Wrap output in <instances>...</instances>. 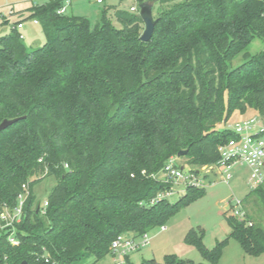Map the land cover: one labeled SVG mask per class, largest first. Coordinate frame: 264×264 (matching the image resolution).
<instances>
[{"label": "trees", "instance_id": "1", "mask_svg": "<svg viewBox=\"0 0 264 264\" xmlns=\"http://www.w3.org/2000/svg\"><path fill=\"white\" fill-rule=\"evenodd\" d=\"M155 4L146 42L137 12L104 10L91 26L58 14L61 0L28 8L44 35L41 47L29 50L15 29L0 36V123L20 118L0 130V209L14 207L22 186L29 187L16 225L20 244L1 235L0 264H45L44 252L56 264L97 261L117 235L162 226L204 189L189 185L174 204L168 198L151 204L171 188L151 175L181 150L196 174L235 137L219 124L235 111L264 114V49L245 51L254 38L264 42V0ZM51 176L56 182L38 198L34 187ZM252 195L264 208V182ZM224 213L230 231L213 248L194 230L187 233L185 241L204 259L197 264H218L230 237L248 255L264 253V228L246 212L242 220ZM165 262L193 264L175 256Z\"/></svg>", "mask_w": 264, "mask_h": 264}, {"label": "rangeland", "instance_id": "2", "mask_svg": "<svg viewBox=\"0 0 264 264\" xmlns=\"http://www.w3.org/2000/svg\"><path fill=\"white\" fill-rule=\"evenodd\" d=\"M46 0H0V36L7 34L12 24L19 18L25 17L22 24L26 22L27 28L32 27L28 33L25 30L19 31L23 34V43L29 50L41 47L44 43V35L40 25L32 26V18H28V8L33 4H42ZM145 0H71L66 7L64 14L86 18L91 26L99 20L104 10L108 14L112 13V8L129 10L134 6L139 11L140 4ZM158 6L153 7V16H156ZM23 13V16H20ZM142 28L144 25L142 24ZM143 31V30H142ZM264 49V42L259 38H254L247 46L249 54L254 55ZM242 62L241 54L232 61V67ZM256 116L264 122V114L248 109L244 114L235 111L226 124H219V129L227 128L230 123L241 120L243 117ZM233 124V123H232ZM176 162L186 168V159L177 156ZM206 165L198 170L197 179L204 189L203 195L192 201L190 204L179 208L162 225L152 227L147 231L148 242L145 246L130 254V264H140L144 259H154L159 264H166V256H175L177 259L190 261L193 264L204 262L201 253L195 246L185 241V237L190 230L202 239L203 245L207 249L213 248L217 242L228 237L230 228L225 218V208L227 203L233 200H242L241 209L248 214V219L255 225L264 228V208L255 195L248 196L251 189L247 184L249 171L245 166H236L232 169V177L225 183L220 180L216 172H206ZM43 175L37 176L40 178ZM206 176V177H205ZM35 178V177H34ZM35 178V179H36ZM56 182V178L51 176L42 178L34 187V192L38 198L44 197L47 190ZM184 187H179L168 198L169 203L174 204L183 195ZM45 200L43 198L42 202ZM232 214L231 211L227 215ZM79 264H113L112 258L106 254L97 261L90 258ZM218 264H264V253L253 256L246 254L240 244L233 238H228L222 250Z\"/></svg>", "mask_w": 264, "mask_h": 264}, {"label": "built area", "instance_id": "3", "mask_svg": "<svg viewBox=\"0 0 264 264\" xmlns=\"http://www.w3.org/2000/svg\"><path fill=\"white\" fill-rule=\"evenodd\" d=\"M55 1V0H46ZM62 5L57 9L58 14H64L66 7L70 5L71 0H61ZM102 3V0H96ZM37 4V3H33ZM129 10L136 12L134 6H130ZM35 24L38 23L33 19ZM23 27L22 22H17L12 26L18 32L19 38L24 39L23 34L19 30ZM235 137L228 140L224 145L218 148L219 160L212 164L206 165L205 170L214 171L219 175L221 181L228 183L232 177V169L236 166H245L248 171L247 184L253 190L264 182V122L256 116L244 117L228 126ZM196 174L190 168L179 165L175 157H170L165 165L155 174L151 176L158 181L171 185L169 190L158 193L151 199L150 203H154L163 198H169L179 187L187 186L202 187L197 179L199 170ZM29 196L28 184L22 186L21 192L17 195L16 204L12 208L2 206L0 209V236L5 235L6 241L11 246H18L20 239L16 234V225L21 223L24 213L25 204ZM47 206L46 199L38 205L37 211L41 214L45 213ZM231 211L238 219L245 218V211L241 209V200H233L227 203L225 211ZM250 225V222H248ZM162 229L164 227L161 226ZM148 242V234L143 233L140 236H134L131 233H121L117 235L109 246V255L113 264H130V254L139 248L145 246ZM45 264H56L52 262L49 255L44 252L41 255Z\"/></svg>", "mask_w": 264, "mask_h": 264}, {"label": "water", "instance_id": "4", "mask_svg": "<svg viewBox=\"0 0 264 264\" xmlns=\"http://www.w3.org/2000/svg\"><path fill=\"white\" fill-rule=\"evenodd\" d=\"M154 0H145L140 4L138 15L141 18L144 28L140 35V40L143 42L148 41L153 33L154 25L156 20L153 17ZM20 118L4 119L0 123V130L5 129L9 125L13 124ZM187 150H181L177 153L178 156H183ZM24 264H26L24 262Z\"/></svg>", "mask_w": 264, "mask_h": 264}, {"label": "crops", "instance_id": "5", "mask_svg": "<svg viewBox=\"0 0 264 264\" xmlns=\"http://www.w3.org/2000/svg\"><path fill=\"white\" fill-rule=\"evenodd\" d=\"M137 11V10H136ZM20 16H23V13H20ZM25 19V17H21V18H19L14 24H16L17 22H22L23 20ZM31 22H32V26H35V25H39L38 23L37 24H35L34 22H33V19L31 20ZM14 24H12V26H14ZM12 26H11V28L9 29V32L11 31V29H12ZM30 29H28L27 28V25H26V22L23 24V27L19 30V31H21V30H25V31H27V33H28V31L29 30H32V27H29ZM8 32V33H9ZM21 33H22V31H21ZM5 35V34H4ZM244 118V117H243ZM238 121V120H237ZM236 122V121H235ZM232 123H234V122H232ZM232 123H230V124H232ZM229 126V125H228Z\"/></svg>", "mask_w": 264, "mask_h": 264}]
</instances>
